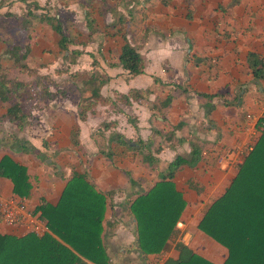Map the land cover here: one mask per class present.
<instances>
[{
	"label": "crops",
	"instance_id": "1",
	"mask_svg": "<svg viewBox=\"0 0 264 264\" xmlns=\"http://www.w3.org/2000/svg\"><path fill=\"white\" fill-rule=\"evenodd\" d=\"M54 1L78 9L81 35L85 31L93 35L94 40L81 45V53L75 57L88 60V72L107 77L100 90L106 101L95 103L84 120L79 118V100L73 111L46 101L42 108L31 107L22 128L1 120L0 160L7 155L23 166L28 189L18 195L11 178L0 176V200L23 197L28 210L40 217L39 206L56 204L73 172H82L106 199L101 239L111 264H163L176 258V244L184 229L190 233L186 246L216 264L222 263L227 249L202 232L198 224L236 175L248 154L245 143L255 144L258 136L255 125L264 112V80L253 78L247 54L254 51L264 57V0ZM120 17L126 38L144 60L141 74L131 75L116 63L122 39L110 33L112 23L119 27ZM50 27L53 39H57L56 48L62 51L59 33ZM34 40L39 43L38 38ZM41 40L47 42L46 35ZM47 43L40 47V53L36 52L39 45L34 44L24 50L26 56H36L37 66L52 63L44 50ZM8 48H2L0 70L7 77L26 82L8 74L3 63L17 66L11 54H6ZM4 54L8 58L4 59ZM132 89L149 92L146 98L134 99L129 92ZM79 92L89 95V91ZM110 105L111 115L105 113ZM7 106L0 101V116ZM102 122L106 130L94 133ZM5 123L11 129L6 136ZM60 146H67V151L58 154L55 149ZM193 148L200 151L198 162L180 165L171 177L184 200L175 232L160 252L142 253L137 246L132 204L167 175L169 163L177 156L191 159ZM60 159L68 160L65 166L60 165ZM5 226L9 227L0 221V234H26L23 227L7 230ZM215 244L218 247H213ZM219 247L225 255L216 261L208 253ZM80 258L84 264H96Z\"/></svg>",
	"mask_w": 264,
	"mask_h": 264
},
{
	"label": "trees",
	"instance_id": "2",
	"mask_svg": "<svg viewBox=\"0 0 264 264\" xmlns=\"http://www.w3.org/2000/svg\"><path fill=\"white\" fill-rule=\"evenodd\" d=\"M45 19L59 33L58 45L65 52L63 58L79 55L80 50L68 49L70 39L63 33L62 24L51 18ZM91 23L92 20L88 21V24ZM117 24V28L115 23L111 24L110 33L122 39L116 63L131 75L143 73L144 60L136 46L126 38L121 17ZM7 50L6 54H11L20 72L34 76L32 83L23 82L7 77L0 70V101L8 103L0 121L8 120L22 128L25 118L29 116V112L23 110L22 103L30 87L31 98H51L55 93L45 85L46 75H40L36 68L24 62L26 53L20 52L19 46L13 45ZM247 65L255 80H264V57L250 51L247 54ZM106 81L107 77L97 71L87 72L81 79L79 90L89 91L87 97L79 99L81 120L85 119L95 103L106 101L100 94ZM175 88L186 91L181 85H175ZM37 90L41 92L37 93ZM129 92L134 99L146 98L149 89H132ZM205 96L211 97L208 94ZM123 98L128 100L127 96ZM77 131L78 128L73 134L77 135ZM199 152L198 148H193L189 160L177 156L169 163L167 175L148 193L139 195L133 202L131 210L137 221V246L140 252H160L166 240L174 234L184 200L181 193L176 191L171 177L180 165H195L200 157ZM0 176L11 178L16 194L21 195L27 191L28 182L23 166L13 162L7 155L0 160ZM86 177L85 173L74 171L57 203L44 202L39 206L40 217L50 233L42 236L33 233L22 236L0 234V264H84L80 256L96 264H111L101 239L106 199ZM198 228L227 249V256L220 264H264V133L257 136L253 150L244 157L225 192L206 210ZM176 249L178 256L168 258L163 264H216L184 244L177 243Z\"/></svg>",
	"mask_w": 264,
	"mask_h": 264
},
{
	"label": "rangeland",
	"instance_id": "3",
	"mask_svg": "<svg viewBox=\"0 0 264 264\" xmlns=\"http://www.w3.org/2000/svg\"><path fill=\"white\" fill-rule=\"evenodd\" d=\"M58 4L54 0H0L1 52L3 47L8 48L13 45L19 46L21 48V52H24L26 49L30 50L31 46L34 44L39 45L36 52L40 53V47L45 45L47 42L49 43L46 44L47 47L44 50L49 52V57H52V63L50 65L48 63L37 66L39 62L35 60L36 56H32L31 54L26 56L24 62L29 64L30 67L36 68L40 75L46 74L47 76L44 79L45 85L48 89H50V91H52V93L57 94L51 100L40 97H37L36 99L31 98L30 95L32 94V86H29L30 90L24 96L22 103L24 111L30 110L31 107L42 108V105H45V101L49 102L50 105H58L69 111H73L77 107V101L84 94L79 92L78 87L81 77L85 76L89 71L88 69H90V64L87 62L88 60L83 62L79 59V57H75L74 63H68L72 62L74 57H68L67 60L63 58L64 52L57 49V39H53L51 34L53 31L50 27V21L45 18H51L54 22L59 21L62 24L65 32L64 34L68 35L70 39L67 44L68 49H79L81 45H85L88 41L94 40V38L92 34L89 35L90 37H87L88 32L86 31L84 32V35L86 34L85 37L84 35H81L82 17L78 9L66 7L64 5L59 6ZM57 14L60 15L59 18L56 17ZM37 16L41 17V19L36 20ZM47 32H50V34H47ZM42 35H46L47 37V42H44V44L41 40ZM36 38H38L39 43L35 44L33 42H35L34 39ZM50 43L53 47L49 46ZM34 45L32 47H34ZM2 55L3 52L0 53V59ZM5 57L7 56L5 55L3 58L5 59ZM3 64L7 67V72L10 76L26 79V82L32 83L34 76L32 77L21 73L18 66H10V62L9 64ZM73 73H78L79 75L73 76ZM50 76H52V78ZM40 92L41 90H37V93ZM109 109L105 108V113L109 112L111 115V105L109 106ZM105 122H102L101 125L98 124L100 128L97 130L98 127H96L94 133H103L106 130L103 126ZM3 127L6 136V134L11 132V129L6 126V123ZM101 127H103L104 130H102ZM66 147L67 146H60L55 150L58 149V154H62L67 151ZM60 160L61 166H65L68 162L67 159ZM11 227L12 226H5L4 228L9 230ZM213 247L218 246L215 244ZM219 249L220 250L213 248L208 255L216 261L222 260L225 255V251L221 247H219Z\"/></svg>",
	"mask_w": 264,
	"mask_h": 264
},
{
	"label": "built area",
	"instance_id": "4",
	"mask_svg": "<svg viewBox=\"0 0 264 264\" xmlns=\"http://www.w3.org/2000/svg\"><path fill=\"white\" fill-rule=\"evenodd\" d=\"M262 118H264V112L255 125L258 135L264 133V120H261ZM254 145L253 141H247L245 143V151L249 153L253 150ZM0 221L9 226L23 227L26 234L33 233L36 236H42L49 230L40 217L28 210V203L23 197H10L6 200H0ZM189 235V231L184 229L179 235L178 242L187 245Z\"/></svg>",
	"mask_w": 264,
	"mask_h": 264
}]
</instances>
